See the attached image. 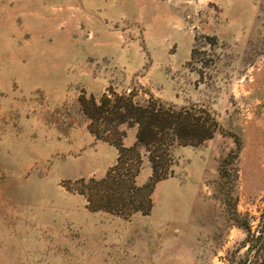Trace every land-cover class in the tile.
<instances>
[{
    "label": "rangeland",
    "instance_id": "obj_1",
    "mask_svg": "<svg viewBox=\"0 0 264 264\" xmlns=\"http://www.w3.org/2000/svg\"><path fill=\"white\" fill-rule=\"evenodd\" d=\"M110 90L218 122L171 149L147 214L144 150L108 178L137 127L106 140L81 106ZM234 211L264 212V0H0V264H238Z\"/></svg>",
    "mask_w": 264,
    "mask_h": 264
},
{
    "label": "trees",
    "instance_id": "obj_2",
    "mask_svg": "<svg viewBox=\"0 0 264 264\" xmlns=\"http://www.w3.org/2000/svg\"><path fill=\"white\" fill-rule=\"evenodd\" d=\"M81 106L91 122L92 132L106 140L111 141L122 125L136 126L138 129L135 145L120 149L118 164L108 173L109 178L113 172L123 167V164H127L123 178L113 179H116L113 183L115 191L117 188L127 187L128 180L135 182L134 179L144 162L142 150L146 152L152 176L142 188L131 187L139 194L132 213H149L152 209L150 197L155 185L174 174L170 166L171 149L174 146L200 145L213 138L218 131V122L208 110L195 106L176 108L153 96L143 102H136L133 93L119 95L110 90L109 94L105 93L99 99L82 98ZM146 188L149 190L144 194ZM123 199L120 195L118 201ZM231 215L233 223L246 232L242 245L246 251L238 264H264V212L255 227L248 218H241L236 211Z\"/></svg>",
    "mask_w": 264,
    "mask_h": 264
}]
</instances>
